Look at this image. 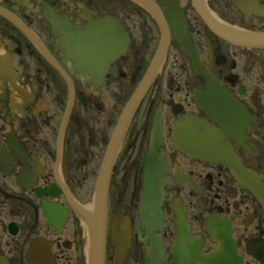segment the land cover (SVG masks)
I'll return each instance as SVG.
<instances>
[{
    "label": "flooded vegetation",
    "instance_id": "af4514ba",
    "mask_svg": "<svg viewBox=\"0 0 264 264\" xmlns=\"http://www.w3.org/2000/svg\"><path fill=\"white\" fill-rule=\"evenodd\" d=\"M201 6L222 26L264 33V0ZM57 19L115 20L127 49L85 75L60 47ZM164 31L166 57L111 165L104 264H264V207L250 190L264 192V48L223 39L194 0H0V264H89L81 214ZM191 118L219 131L234 165L186 149L189 129L181 140L175 126ZM163 177L164 227L150 237L139 229L145 187Z\"/></svg>",
    "mask_w": 264,
    "mask_h": 264
},
{
    "label": "water",
    "instance_id": "95a60500",
    "mask_svg": "<svg viewBox=\"0 0 264 264\" xmlns=\"http://www.w3.org/2000/svg\"><path fill=\"white\" fill-rule=\"evenodd\" d=\"M144 2V0H136ZM194 5L211 29L226 41L245 48H264V33H251L236 29L227 28L210 18L201 6V0H194ZM50 19V18H48ZM54 35L60 41V47L71 56L79 69L85 74L97 76L105 70L111 61L119 54H122L128 45V36L119 22L112 19H105L99 22L91 23L85 27L72 26L64 20H50ZM182 31L179 30V34ZM176 34L177 40L181 43L183 51L186 52L194 61L188 41L185 35ZM183 34V33H182ZM169 45V35L164 31L159 49L150 65L141 86L134 93L128 102L120 123L114 133L103 166L97 181L95 202L93 210L89 213L81 214L86 220L90 230V257L89 264L105 263V245H106V223H107V193L109 175L112 162L115 158L116 148L122 133L124 124L135 112L141 97L143 96L147 85L158 73L167 54ZM184 123H178L175 131L181 135L184 140L189 129L190 140L194 141L191 147L186 149L196 157L210 161H218L223 158L235 164L231 156L230 149L225 144V140L217 129L202 120L191 118ZM189 124V126H187ZM187 126V127H186ZM229 133V132H228ZM240 144L243 145L240 141ZM184 150V149H183ZM237 167V166H236ZM238 168V167H237ZM239 171H241L238 168ZM250 180L254 177L250 174ZM157 182V184H152ZM151 179L147 182L144 192L142 208L140 212L141 232L147 236L155 237V233L162 231L163 224V183L164 177L158 180ZM259 187L253 186L250 190L254 193L258 201L264 207V192ZM257 189V191L255 190ZM182 235V234H181ZM118 237H122L119 235ZM150 250L149 253H154Z\"/></svg>",
    "mask_w": 264,
    "mask_h": 264
}]
</instances>
